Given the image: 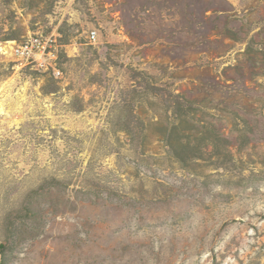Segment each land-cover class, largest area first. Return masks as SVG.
Listing matches in <instances>:
<instances>
[{"label": "rangeland", "instance_id": "374dc122", "mask_svg": "<svg viewBox=\"0 0 264 264\" xmlns=\"http://www.w3.org/2000/svg\"><path fill=\"white\" fill-rule=\"evenodd\" d=\"M34 36L62 75L0 55V264H264V0H0Z\"/></svg>", "mask_w": 264, "mask_h": 264}, {"label": "built area", "instance_id": "2783aa9c", "mask_svg": "<svg viewBox=\"0 0 264 264\" xmlns=\"http://www.w3.org/2000/svg\"><path fill=\"white\" fill-rule=\"evenodd\" d=\"M90 41L97 39V33L92 32ZM0 55L15 60L23 67L31 66L33 69L50 73L59 78L62 73L58 68L59 54L53 49L50 40L43 41L38 36L30 37L23 43L6 42L0 44Z\"/></svg>", "mask_w": 264, "mask_h": 264}]
</instances>
